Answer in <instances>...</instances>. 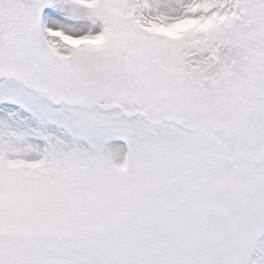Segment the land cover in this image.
<instances>
[{"label":"snow or ice","instance_id":"6c2138e0","mask_svg":"<svg viewBox=\"0 0 264 264\" xmlns=\"http://www.w3.org/2000/svg\"><path fill=\"white\" fill-rule=\"evenodd\" d=\"M0 264H264V0H0Z\"/></svg>","mask_w":264,"mask_h":264}]
</instances>
